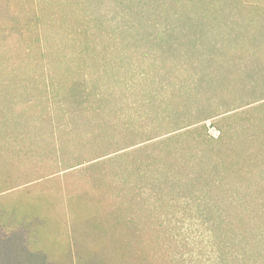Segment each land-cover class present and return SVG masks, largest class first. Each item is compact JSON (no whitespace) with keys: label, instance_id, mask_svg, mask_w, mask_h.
Segmentation results:
<instances>
[{"label":"rangeland","instance_id":"1","mask_svg":"<svg viewBox=\"0 0 264 264\" xmlns=\"http://www.w3.org/2000/svg\"><path fill=\"white\" fill-rule=\"evenodd\" d=\"M47 177L58 264H264V0H0V191Z\"/></svg>","mask_w":264,"mask_h":264},{"label":"trees","instance_id":"2","mask_svg":"<svg viewBox=\"0 0 264 264\" xmlns=\"http://www.w3.org/2000/svg\"><path fill=\"white\" fill-rule=\"evenodd\" d=\"M232 38H235L236 40V38L238 37L235 35H232ZM238 39L242 41L241 37H239ZM252 39H255V37H252ZM72 96H75L73 98H75L74 100L76 103H78V105L82 106V104H84V102L81 99H78V97H76L77 95L72 94ZM256 100L258 101V99ZM226 112L227 111H220L215 114L202 115L201 117H198L195 120H193V122L190 121L187 124L182 125L181 127L164 132V134L166 133L174 134L172 132L178 131L179 129H183L186 126H190L195 123L204 121L205 119L214 117L218 114L219 115L225 114ZM225 116L222 117V119L227 118V116L229 115H225ZM71 126L74 127L73 129L78 127L76 120L71 121ZM219 130L220 132H219V136L217 137L218 138L217 140H218V143L221 145L228 141L227 140V129L226 127H223L220 125ZM184 132L185 131H182L180 135L183 134ZM98 134L99 135H95V137L102 135V133H98ZM160 135H156L153 138H156ZM150 140H152V137L148 139H144V140H139L137 142H131V143H128L127 145L125 144L121 149L118 150L120 152H118L117 154L133 149L138 144H141L143 142L150 141ZM224 148L225 147H218L217 152L220 155H225L229 150H226ZM99 157L100 158H98L95 161L90 162L89 164L92 165V164H97L100 162H107V161H111L115 159V157H112V156H111V159L109 160L103 159L102 156H99ZM222 163H223V167L221 168V171L219 172L220 178H221L220 181H222L225 178L224 174L227 172V170H231L228 163L227 164L225 162H222ZM60 168H61L60 166H57L56 168L52 169V171L56 169H60ZM52 171H50L49 173H52ZM68 174L69 173L65 175H68ZM42 175L43 174H40L39 176H42ZM59 175H56V176H59ZM48 178H51V177H47L43 181H39V183L37 182L36 183L45 185L44 183L45 181L49 180ZM10 181L16 182L18 180L14 179L13 177H10L8 178V183H10ZM26 181L30 182V180H26ZM116 186L118 190L119 189L121 190L123 188V183L119 181L118 185ZM47 188L48 186L45 185L43 187H38V188L33 189L31 186V183H28V185H25L22 188H19L18 191L8 192V187L0 191V198L8 199L11 196L14 197L12 201L13 203L11 204V206H8V208L0 205V264H58L57 261H55V259L52 257V252L54 249V241L45 240L42 237L41 232L42 231L48 232L49 230L48 228L50 227V225L60 222L59 219L55 217V213L59 212L60 210L59 206L57 205L55 206L53 205V207L50 206L47 208V211H46L47 215H41L37 212V208H38L37 202H49V201H52L53 199H54L53 201L59 202L60 196L58 193L57 194L55 193L59 192L60 189H56L57 187L52 189V191L55 192L54 193L55 198H53L52 197L53 195H50V194H40L34 198L33 202H30V199H27V200L22 199L24 198L23 194L25 193L31 192L32 190L37 191L38 189L42 191H46ZM239 201L240 199H238V202ZM241 203L244 206V203L242 200H241ZM8 204H10V202H8ZM121 208L117 207V209L120 211L122 210ZM66 222L69 223L70 221L66 218ZM208 222H211V220L208 219ZM55 230L56 229L54 228L52 229L51 232H48V233L52 235L55 233ZM211 231L212 233L214 231L213 225H212Z\"/></svg>","mask_w":264,"mask_h":264}]
</instances>
